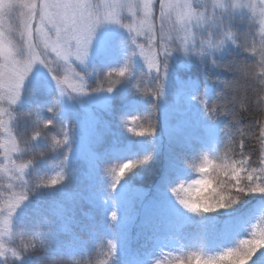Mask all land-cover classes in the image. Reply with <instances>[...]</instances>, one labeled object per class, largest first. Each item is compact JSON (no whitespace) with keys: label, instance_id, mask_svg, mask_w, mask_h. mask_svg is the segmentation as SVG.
Masks as SVG:
<instances>
[{"label":"rangeland","instance_id":"rangeland-1","mask_svg":"<svg viewBox=\"0 0 264 264\" xmlns=\"http://www.w3.org/2000/svg\"><path fill=\"white\" fill-rule=\"evenodd\" d=\"M44 2L55 3L57 0H0V5L9 3L15 5L12 9L0 13V33L3 34L0 36V67L6 73L11 69L21 70L24 62L29 57L26 25L31 26V42L37 45L35 48L36 52L43 53V42L45 39L49 37L55 39V31H50L52 25L48 20L44 21L43 33L37 34L36 27L40 24L39 9H36V19L32 20L29 19L30 10L24 6L27 4L39 5ZM81 2H87L92 6L89 11L92 13L94 19L97 17L101 20L114 19L119 21V25H126L128 27L120 28L114 24H106L98 28L93 41L88 67L98 71L99 75H94L91 78L80 81L79 77L72 73H67L71 84L78 88L82 84L83 88L80 92H72L71 88L65 85L66 93L75 97V99L69 100L68 98H64L61 112L59 107H56L53 113L47 112L46 109L41 111L37 108L39 105L51 104L55 99H60V93L59 91H55L54 82L47 70L37 65L32 74L27 78L24 96L26 103L21 110L31 113L30 116H25L28 118L27 124L30 125L33 132L36 128H40L46 134L51 155L47 160H43L42 163L37 165L39 173H33L31 177L24 176L23 179L25 180L26 178L34 182L35 185L41 178L49 182L53 179L58 180V183L55 185L49 183L47 186H40L39 192L40 196L43 197L41 202L43 204L58 200H62L65 204L68 197L76 191L84 197V199L80 200L78 207L84 213H86L87 209L91 210V219L88 221L99 234V243L94 257L90 259V264H112V252L109 248V241L118 244L121 264H143V261L148 258L150 253L152 255L149 259L153 264H155L156 260L161 261V264H168V261L175 260L178 257L186 258L192 252H197L205 258L218 255V251L232 246L238 236L246 235L245 228L247 223L254 215H258L261 209H264V197L259 195L246 196L244 200L251 201V203L249 206L244 207L239 225L237 227L225 225L219 233L218 238H216L215 244L206 245V249L202 245L204 236L198 234V237L194 238L183 237L179 232H171L167 229V220H171L172 223L178 224L179 230H182V234L185 235L190 230L187 225L188 218L191 216L198 217L195 214L187 213L176 204L166 187L169 184H174L178 178L185 176L188 171L187 169H189V175L184 181L186 187L188 186V180L207 178L212 182L210 187L214 186L218 192H223L227 195L228 193L221 186H226V182L231 183L223 171L217 168L220 162L211 154H208V162H210L208 163V172L201 173L198 171L206 163L204 160L205 153L199 151V149L204 147L210 148L213 140L217 138V133L203 119L199 109L200 107L205 110L206 101L197 97L191 104L188 102L191 90L188 88L189 84L183 80L181 74L190 68V66L202 68L201 65L195 58L176 56L170 63L167 81L163 76L164 53L161 47L162 43L169 51L175 53V51H178L185 44H187L189 49H192L193 41L199 47L201 42L207 39V34L195 29L192 32L179 30L177 23V12L179 10H175L172 11L171 27L169 28L171 39L161 41V28L167 27L168 22L162 18V0H151V13L148 19L153 27L151 35H154L155 39L150 47L148 41L150 34L147 32L146 26H142L141 24V21L145 18L144 9L142 6H136L142 5L143 0H81ZM163 2L165 4H174L177 0H163ZM116 3L124 5L132 4L133 7L131 9L127 6L121 8L111 7V5ZM169 11L171 10L168 8L164 9V14L167 15ZM49 13L52 14V20L59 22L58 17L55 15V9H49ZM137 31L141 34L137 35ZM241 32L242 40H247L249 43L252 40L258 42L259 37L254 31L248 32L242 28ZM128 36L135 37L136 44H132V40H128ZM218 38V35L212 37V39ZM126 42L128 45V55H131L133 50L136 52V56L133 57V65L137 66V71L134 75L129 72L124 77H119L113 73L109 77L108 72L110 71V67L119 68L124 64L122 57L126 51L124 47ZM136 45H143L146 54H151L153 50L157 53L156 59L160 62L159 73L156 72L155 68L151 73L148 72L144 56L140 55L141 50ZM18 50L23 54H18ZM48 60L52 61L53 74L63 78L68 66L63 61L58 60L50 50ZM139 64L144 65L147 70L146 75H143L139 70ZM76 71H80V68L77 67ZM81 75H83L82 72ZM5 80H7V76H5ZM140 80L152 81L155 84L157 83V86L158 84H163L166 106L162 116L164 118L162 132L166 136L178 132L183 138H187V141L185 145L182 144V147H178L175 151L180 168L177 169L172 165L166 167L163 178L164 182L161 186L162 192L157 195L158 198L155 204V209L159 212L161 218H156L155 216L147 218L145 223L131 235L130 240L127 239L128 230L131 229L130 227L133 225L138 212L142 211L143 204H141L140 198H135L129 193L127 185H129L131 178L137 171L143 170L146 165L135 170L133 173H129L126 170L125 175L119 178L120 185L117 184L116 191L111 190L109 185L117 179L119 170L117 161L131 157H140L148 153L153 154L157 145L152 142L145 143L147 136L154 134L157 139L160 138L157 128L154 127V123L145 124L140 120V116L144 111L141 101L138 100V98L144 97L145 92L155 93L158 89L157 87L149 89L146 87V83L142 85ZM117 81L118 83H116ZM87 83L89 85L94 84L95 87L89 88L90 86ZM113 85L114 92L111 94L106 92L91 94L93 89H107ZM0 93L7 94V88L0 89ZM74 100H77L81 106L84 105L86 111L83 117L84 127L81 130H70L67 126L69 119L66 118V113L72 110L71 106ZM112 101L114 103L111 105ZM91 105L94 108L114 106V110L117 112L119 118L116 123L117 125L114 128L112 127L108 134L105 132L102 135L101 132L94 131L92 135H89L90 138L86 136L87 126L92 129L93 125L97 122L96 119H98L97 116L91 115ZM0 108L11 112L13 106L5 98L0 99ZM0 119L6 121L4 127H0V144H4L10 148L12 136H15L14 128L12 127L13 120L8 119V113L0 117ZM49 119L53 123L45 128L42 122ZM5 129L10 130L12 135L10 136L9 131ZM141 132L144 135H140L139 133ZM77 133L79 134L76 135ZM57 141L59 143H56ZM78 143H84V147L79 146ZM69 144H72V152L69 151ZM3 151L4 149L0 148V162L4 160ZM16 156L17 154L14 153L12 159L16 160V163L19 164L31 159L33 153H26L27 159L24 161L16 159ZM65 156H68L66 166L61 163L64 161ZM87 157H91L92 160L98 159L99 165L96 166L94 163H88ZM258 161V158L252 159V167H256ZM114 168L116 172L112 171ZM12 175H16L14 171ZM241 175L243 176L244 174L242 173ZM7 177V174L0 176V186H5L0 187V193H3L0 196L1 201L8 199L10 193L18 195L22 191H28V189L21 187L22 182L17 179L11 181L16 187L7 190L6 185L9 182ZM29 187L32 188L30 184ZM36 191H28L32 202H34ZM113 191L115 192L112 194ZM231 194L235 195L234 189ZM152 203L154 204L155 201H152ZM57 210L56 216L52 215L51 211L48 216L50 218H57L60 217L61 213L65 214V212H60L59 208L55 211ZM221 210L228 209L206 213L203 218H208L210 214L219 213ZM113 211L117 212V220L115 221L111 219ZM255 211H258V213ZM22 212L27 216L38 214L37 210L30 207L29 202H26ZM0 221L3 231H6L7 227L2 222V218H0ZM18 222L21 221L18 220ZM256 223L257 231L264 230V222L258 221ZM129 242L132 243L136 255L129 251ZM249 264H264V249L258 251Z\"/></svg>","mask_w":264,"mask_h":264},{"label":"clouds","instance_id":"clouds-1","mask_svg":"<svg viewBox=\"0 0 264 264\" xmlns=\"http://www.w3.org/2000/svg\"><path fill=\"white\" fill-rule=\"evenodd\" d=\"M161 5L165 3L161 2ZM168 9L171 10L167 15L163 14L162 18L168 22L167 27L161 28V34L167 33L163 41L171 39L169 28L171 27V14L172 11L179 10L177 12V23L179 30L185 32L196 31L206 33L207 39L201 42L199 47L195 45L193 41V48L189 49L185 44L178 51H169L162 43L161 47L164 53V63L169 66L171 61L176 56H183L185 58H195L199 62L202 68L209 70H215L217 75L215 77H205L204 81L200 84L194 83L188 96V102L191 104L195 101L200 89H203V94L209 100L215 101L216 99L225 97L226 93H231V98L227 99L222 105L216 104L212 109L215 112V108H220V114L217 119H212L208 116L207 110L201 109L196 104L204 120L208 122L213 128L219 130V140L224 141V144L230 145L224 147V144H214L211 148L204 147L199 151H204L205 155L211 154L216 160L221 163L229 162L241 165L250 170L252 164H249L252 156L251 153H245L241 146H238L235 141L232 140V135L235 133L225 132L224 128L228 126L229 116L232 121L237 124L239 120V112L235 116H232L231 110L228 108L229 104L238 106L239 110L247 112L249 97L247 95V88L252 91V104L254 108L260 113V118L257 123L260 125L259 135L256 136V140L259 142V168L264 169V0H177L176 3L168 4ZM114 24L104 21L97 28L92 37L93 41L96 37L97 30L102 25ZM245 29L248 32L254 31L259 37L258 42L252 40L249 43L247 40H242L241 29ZM147 32L151 35V33ZM149 35V36H150ZM218 35V39H212L213 36ZM148 36V38H149ZM154 41V35H151ZM133 37L128 36V40H132ZM151 47V45H149ZM92 46L89 50V55L85 59L84 64L81 65V72L83 73V79L91 78L94 75H99L98 71L89 68V62L91 59ZM22 52L18 50V54ZM128 55V49L123 53L124 56ZM241 57L240 62H236V57ZM52 63V61H49ZM28 74L20 87V94L17 102L12 104L13 108L11 112H8V119L15 120L21 115V112L26 114V110H21L26 103L25 96V82L27 78L32 74L34 68ZM43 67V66H42ZM44 68V67H43ZM46 69V68H44ZM47 70V69H46ZM159 73L160 69H155ZM137 71V66L132 65L129 68V72L133 75ZM153 69L148 68V72L151 73ZM221 73L227 75H220ZM55 82V77H53ZM167 81V79H166ZM218 86L219 90L212 95V85ZM247 85V88H245ZM55 88V86H54ZM199 88V90H197ZM57 92L58 90L55 89ZM64 98H70L67 93L64 96L60 95V103L57 104L54 100L51 104L54 107H59L60 112L62 110V102ZM146 98V97H144ZM165 99V94L160 95V101ZM43 105H39L40 108ZM53 113L54 111H47ZM59 112V113H60ZM5 114L0 111V117ZM222 117V119L220 118ZM51 120V119H49ZM48 120L45 121L47 123ZM52 121V120H51ZM66 121V120H65ZM226 121L227 123L221 127V123ZM0 123L6 124L4 119H0ZM224 133L221 135V133ZM11 136L12 133L9 132ZM23 137V142H21ZM154 137V136H152ZM37 136L35 132L25 136L23 132L19 134V137L12 136V140L19 144V150L29 153L31 151L30 145L27 141H36ZM67 143V141H66ZM41 144H44L41 141ZM3 144H0L2 146ZM47 146V145H45ZM239 147V152L236 151ZM69 148H72V144H69ZM219 148V150H217ZM238 157V158H234ZM44 157H41L35 161L38 165ZM152 159V153L140 157H131L121 159V161H127L126 164H122L121 167L126 169L129 173H133L135 170L143 167ZM187 174L178 178L176 184V190L173 195L176 200L183 201L185 198L187 201L194 205L201 206H216V211L220 209H227L223 207L220 201V192L216 190V187L211 185L210 179H194L188 180V186L186 187L184 181L189 175V169ZM225 173L224 169H221ZM14 170L10 171L9 175H12ZM201 173H207V171L198 169ZM39 172V170H38ZM225 175V174H224ZM9 178V176L7 177ZM20 180L19 177L16 178ZM183 193V195H182ZM33 196V195H32ZM31 196H27L26 200L21 206H19L11 215V219L7 225L6 231L0 232V264H32L33 260L39 257L38 264H87V262L80 258V252L83 251V245L86 241L82 239V232H78L74 225L70 210L66 212L62 217L49 218L42 213H38L35 216H27L22 212L26 202L30 200ZM184 209L187 213L186 208ZM191 214V213H190ZM8 215L5 210L4 215L0 216L4 223L5 217ZM203 218L204 216H198ZM18 220L21 221L20 227H18ZM245 235L238 236L232 246L238 249L239 254H234L225 264H249L252 260V254L257 250L264 248V235L258 236L255 240L251 237H244ZM81 242L82 246L77 247V242ZM224 249L218 251V254ZM112 264H121L119 249L112 252Z\"/></svg>","mask_w":264,"mask_h":264},{"label":"snow or ice","instance_id":"snow-or-ice-1","mask_svg":"<svg viewBox=\"0 0 264 264\" xmlns=\"http://www.w3.org/2000/svg\"><path fill=\"white\" fill-rule=\"evenodd\" d=\"M14 4H6V5H0V13L5 12L6 10H10L14 7ZM30 10L29 19L35 20L36 19V9H39V21L40 24L36 27L37 34H42L44 31L43 25L44 21L48 20L49 23L52 25V29L55 31V39L47 38L43 42L44 51L43 53H39L35 51V48L37 45H34L32 40V31L31 26L26 25V31L28 36V50H29V57L24 62L23 67L21 70L11 69L7 73L0 67V89L7 88L8 93H0V99H8V102L10 105L15 104L19 98L20 94V87L22 82L25 80V78L28 76V74L32 71L34 65H40L47 69V72L51 76V79L53 80V77H55L54 86L55 89H57L61 96H64L66 94L65 85L68 88H71L72 92H80L83 88V85L81 84L80 87H76L73 84H71L70 77L67 73H72L75 76L79 77L80 81H83V76H81V65L84 64L85 59L89 55L90 47L92 46V37L93 34L96 31V28L103 23L104 21L119 24L118 20L114 19H107V20H101L98 17L93 18L92 13L89 11V9L92 7L87 2H81V0H57L55 3H48L44 2L42 4H27L24 5ZM127 6L129 9L133 7L132 4L124 5L120 3H116L111 5L113 8H121ZM137 7L142 6L145 13V18L141 21L142 26H146L148 31L150 33L153 32V27L148 19L151 13V0H143L142 5H136ZM169 5H161L162 15L164 14V9L168 8ZM49 9H55L56 13L55 15L58 17L59 22H56L55 20L51 19V13H49ZM121 27H128L126 25H121ZM131 30V29H130ZM141 34L139 31H137V35ZM3 34L0 33V36ZM165 36H167V33L161 34L160 39L163 41L165 39ZM149 45L152 46L153 40L151 35L148 38ZM132 44H136L135 37L132 38ZM124 47L128 49L127 42L125 43ZM137 48L141 50L140 55L144 56V59L147 63L148 68L150 69H157L159 68V61L156 59L157 53L153 50L151 51V54H146L143 48V45H136ZM49 50L51 53L55 54V57L63 61L65 65L68 66L66 70V74L61 78L59 75L53 74V69L51 67V63L48 60V54ZM23 53H21L22 55ZM136 56V52L133 50L131 52V55H125L124 56V64L122 67L119 68H112L110 67V71L108 72V76L111 77L113 73H115L119 77H124L126 73H129V68L134 64L133 57ZM79 67L80 71H76V68ZM168 66L166 63H164V72L163 76L165 79H168ZM5 76H7V80H5ZM159 78V77H158ZM118 83V81L116 82ZM193 87H195L194 84L189 85L188 88L191 90ZM157 94L162 95L163 94V84H158L157 86ZM113 93L114 92V85L109 86L107 89H101L96 88L92 90L91 94L96 93ZM86 94V93H84ZM70 98L75 99V97L70 96ZM56 103L59 104L60 100L55 99ZM41 111L47 110V111H54L55 107L54 105H43L39 108ZM0 111H2L4 114L8 113L7 109L0 108ZM21 115H27L30 116L31 113H23L21 112ZM44 124V127L47 128L48 125H51L53 121L48 120L47 123L45 121L42 122ZM0 127H4V124L0 123ZM6 131H9L8 129H5ZM36 133L37 139L36 141H27L30 145L31 151L33 153V156L31 159H28L26 162H22L17 164L16 160L12 159V155L15 153L17 154L16 159L23 160L24 156L26 155V152H22L19 150V144L11 139V147H6L4 144L0 146V148H3L4 151L2 153L4 160L3 162H0V176L8 175L9 182L6 185L7 190H11L16 185L11 183L13 179H16L17 177L20 178L22 184L21 187L24 189H28V191H36L40 188L41 185L47 186L49 183L55 185L58 183V180L53 179L50 182L44 181L42 178L39 180V182L35 185V187L30 188L29 187V180H24V176H29L33 173H39L38 167L35 161L41 157H45L46 152L50 145L47 143V136L43 132L42 129L36 128L34 130ZM140 135H144L143 132L139 133ZM150 134V133H149ZM241 136H244V133H240ZM41 141L44 142V144H41ZM242 143L243 150L246 147V141L244 139H241L239 141L238 146L240 145V142ZM21 142H23V137H21ZM56 143H59L58 141ZM214 144H224V141L219 140V137L215 138L212 142L211 147ZM47 145V146H45ZM230 145L224 144V147H229ZM210 147V148H211ZM203 149V148H202ZM219 150V148H217ZM69 151L72 152V149L69 148ZM202 152H204L202 150ZM205 164L202 165L200 168L203 171H207L208 169V157L204 155ZM68 162V156H65L64 161H62V165H67ZM119 165L118 175L115 182L109 185V188L111 190H117V184L120 185L119 178L125 175L126 169L122 168V164H126L127 161H117ZM259 161L256 167L252 168L251 170L249 168H245L241 165L234 164V163H221L217 165V168L224 169L225 170V176L228 177V181L231 183L226 182V186L222 185L221 187L224 188V190L228 193L225 195L223 192H220V201L223 204V207L227 209H232L236 207L238 204L241 203V201L246 196H253V195H259L261 197H264V169L259 168ZM249 164H251V161H249ZM11 165V167H9ZM14 170L16 175H9L10 171ZM113 172H116V169L114 168L112 170ZM244 174L243 176L241 174ZM178 181H176L174 184L167 185V191L171 194L172 198L175 200L176 204H178L181 208H186L188 213L195 214L196 216H205L206 213H213L216 212V206H201V205H194L187 201L185 198L182 202L176 200V197L173 195L174 191L176 190V184ZM5 187V186H0ZM234 189L235 195L231 194L232 190ZM28 191H22L20 194L10 193V196L8 199H3L0 201V216L4 215L5 210H7L8 215L4 219V224L8 225L9 220L11 219L12 213L23 204V202L26 200L28 196ZM113 191L112 194L115 192ZM3 193H0V196H2ZM111 219L113 221L117 220V212L113 211L111 213ZM264 222V209H261L258 215H254V217L247 223L245 231H246V237H251L253 240H255L258 236L264 235V230L257 231V223L256 222ZM109 248L110 251L113 252L118 249V244L114 243L112 241H109ZM264 249V248H261ZM257 250L252 254L251 259L253 256L256 255L258 251ZM234 254H239L238 249L234 247H226L222 252H220L218 255L213 257L205 258L202 255L198 254L197 252H192L191 254L187 255L186 258H176L175 260L168 261V264H225L227 260H229ZM152 255V253L149 254L148 258L143 261V264H153V262L149 259V257ZM155 264H161V261L156 260Z\"/></svg>","mask_w":264,"mask_h":264},{"label":"trees","instance_id":"trees-1","mask_svg":"<svg viewBox=\"0 0 264 264\" xmlns=\"http://www.w3.org/2000/svg\"><path fill=\"white\" fill-rule=\"evenodd\" d=\"M240 60L241 57L237 56L236 62L238 63L240 62ZM139 70L142 72L143 75H146L147 70L145 69L144 65L139 64ZM181 75L183 80L187 84L192 85L194 83H202L206 76L215 77L217 73L215 72V70L190 66V68H188ZM220 75L227 74L221 73ZM140 83L142 85L146 83V87L149 89H155L157 87V83L155 84L152 81L140 80ZM89 86V88L95 87L94 84ZM212 88V95H215L219 88L215 84L212 85ZM245 88H247V85H245ZM197 90H199V88H197ZM247 95L249 97L247 112L239 110L238 106L232 104L228 105V108L231 110L232 116H235L237 112H239V116L237 117L239 123L237 124L235 121H232L231 116H229V121H231V123H228V126L224 128V131L229 132L230 134L235 133V135H232V140L235 141L237 145L239 144V141L241 139H244L246 141V147L244 149V152L251 153L252 159H257L259 158V142L256 140V136L259 135L260 129V125L257 123V120L260 118V113L254 108L252 104V91L250 88H247ZM144 97L138 98V100H140L142 103V109L144 111V113L140 116V120L145 124L154 123V127L157 128L158 136H160V138L157 139L154 134L147 136L145 143L152 142L157 145L155 151L152 154V159L146 164L143 170L137 171V173L131 178L129 185L126 184L129 188V193H131V195L135 198H140L141 204H143L142 211L138 212L133 222V225H131L130 227L131 229L128 230L127 239H130L131 235L137 229H139V227L142 226L147 220V218H150V216L161 218V215L155 209L156 203L153 204L152 201L156 202L158 198L157 195L159 193L161 194L162 192L161 186L164 182L163 178L166 167L172 165L177 169L180 168L178 165L179 160L178 157L175 155V151L178 147H182V144L185 145L187 141V138H183V136H181L178 132L167 136L165 135V133L162 132V123L164 121V118H162V116L165 112L164 109L166 106V99L160 101V95L157 94V91L155 93H150L147 91L144 93ZM197 97H199L201 100L204 99V101H206V105L204 108L205 110H207L208 116L212 117V119H217L220 114V108L216 107L215 112H213L212 109L216 104L222 105L226 102L227 99H230L231 93H226L225 97L213 101L209 100L206 96H204L203 89L201 88L199 93L197 94ZM72 103V110L66 113V118L69 119V124L67 126L70 130H81L82 127H84L83 117L86 111L84 105L82 104L83 106H81L78 101L74 100ZM113 103L114 101L111 102V105ZM111 105L109 107L106 106L97 108H94V106L92 105L90 106L91 115L94 117L97 116L98 119H96L97 122L95 125L92 124V129L87 126L88 129L85 133L88 138H90L89 135H92L94 131L99 133L101 132L102 135L105 132L106 134H108L112 127L114 128L117 125L116 123L119 117L117 115V112H115L114 110V106L112 107ZM220 118L222 119V117ZM27 120L28 118H26L25 115H19L17 119L13 120L12 127L14 128L15 136L19 137V134L21 132H23L24 135L27 136L28 133L31 134L33 132L30 128V125L27 124ZM226 123L227 122L224 121L221 123L220 126L223 127V125ZM214 130L216 131L218 137V128H214ZM240 133H244L245 135L241 136ZM78 134L79 133H77L76 135ZM223 134L224 133L222 132L221 135ZM78 144L79 146L84 147V143ZM236 151L239 152V147H237ZM50 152L51 150H49L48 148L45 157L41 161H39V163H42L43 160H47L51 155ZM25 159H27L26 156H24V159L22 161H24ZM86 160L88 161V163H94L96 166L99 165L98 159L92 160L91 157H87ZM25 180L28 179L25 178ZM29 182L32 187L35 185L34 182L30 180ZM35 194L36 196H34V202H32L31 200H29L28 202L30 207H33V209L37 210L38 213L43 212L44 215L48 216L49 212L51 211L52 215L56 216L58 210H55L57 208L60 209V212L65 213L70 210L76 230L78 232L83 233L82 239L86 241V244L83 245L84 250L81 251L79 254L80 258H85L83 260H85L87 264H90V259L94 257L95 250L99 243V234L97 230L93 229L92 226L89 224V221L91 219V210L87 209L86 213H84L83 210L78 207V204H80V200L84 199V197L79 195L76 191L75 193H73V195H70L68 197L67 202L65 204L62 200L43 204L41 203L43 197L40 196L39 189L36 191ZM250 203L251 201H245L243 199L241 203L238 204L236 207L228 210H221L219 213L216 214H210L208 218H196L195 216H191L188 218L187 223L188 228L190 230L185 235L182 234V230H179L178 224L172 223L171 220H167V229L171 232H179V234L183 237L194 238L198 237V234L200 236H204L205 239L203 238L202 245H204L205 248L206 245L210 246V244H215L216 238H218L219 233L225 225L237 227L239 225L240 220L242 219L244 207L249 206ZM63 215L64 214L61 213L59 216L62 217ZM17 223L18 227L22 226L21 222ZM4 231L3 227L0 225V232ZM76 246L81 247V242L78 241ZM128 249L132 254L136 255V251L134 250L131 242H129L128 244ZM39 259V257L35 258L32 264H38Z\"/></svg>","mask_w":264,"mask_h":264},{"label":"bare ground","instance_id":"bare-ground-1","mask_svg":"<svg viewBox=\"0 0 264 264\" xmlns=\"http://www.w3.org/2000/svg\"><path fill=\"white\" fill-rule=\"evenodd\" d=\"M255 212H257V213H258V211H255Z\"/></svg>","mask_w":264,"mask_h":264}]
</instances>
